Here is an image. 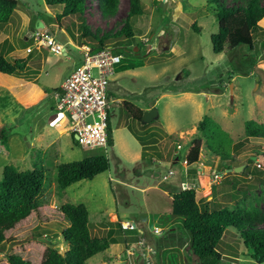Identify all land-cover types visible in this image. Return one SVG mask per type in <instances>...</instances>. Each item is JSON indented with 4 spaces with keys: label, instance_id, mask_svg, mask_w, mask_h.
I'll return each mask as SVG.
<instances>
[{
    "label": "rangeland",
    "instance_id": "obj_1",
    "mask_svg": "<svg viewBox=\"0 0 264 264\" xmlns=\"http://www.w3.org/2000/svg\"><path fill=\"white\" fill-rule=\"evenodd\" d=\"M118 1L116 14L109 17L102 16L98 0H88L85 16L92 31L121 26L130 5L129 0ZM140 3L143 13L130 18L134 36L108 43L120 47L123 56L109 87L108 123L113 138L106 153L109 169L92 180L72 184L61 196L56 166L93 152L76 144L65 131L67 125L57 122L60 116L52 91L80 64L76 46L97 43L90 38L74 42L55 23L61 8L48 7L44 0H18L11 21L0 27V43L8 39L14 45L7 59L24 58L28 71L37 64L40 67L31 80L0 76V124L8 136L7 143L0 144V181L6 164L19 170L42 169L41 203L85 204L92 234L117 241L85 264H191L189 232L180 219L167 221L164 216L172 210L171 199L162 195L164 189L174 193L194 187L197 200L244 211L255 208L264 215V156L256 152L261 145L264 149V139L248 138L245 132L247 120L264 123V23L253 30V47L241 45L214 53L210 37L218 24L208 0ZM39 12L43 26L35 20ZM194 22L198 31L192 28ZM41 33L65 49L60 52L41 45ZM129 64L134 66L122 69ZM124 102L143 111L155 107L158 117L139 123L127 113ZM205 116L210 123L199 131L198 123ZM195 139L201 140L198 162L189 164L186 158ZM207 139L219 150L229 151L231 143L235 147L231 157L241 170H235L238 166L221 170L222 159L207 148ZM143 146L147 148L144 157ZM249 156L254 158L245 172ZM169 170L174 174L163 179ZM40 231L47 238L40 239L45 245L64 249L63 237L56 234L60 227L49 224ZM224 242L230 246L222 244L226 253L221 264H264L252 258L238 234H226ZM167 247L170 250L163 251ZM18 249V244L1 248L0 264H8L13 251L24 257L35 253L32 247L24 252Z\"/></svg>",
    "mask_w": 264,
    "mask_h": 264
},
{
    "label": "trees",
    "instance_id": "obj_2",
    "mask_svg": "<svg viewBox=\"0 0 264 264\" xmlns=\"http://www.w3.org/2000/svg\"><path fill=\"white\" fill-rule=\"evenodd\" d=\"M208 1L213 4V12L218 24L217 32L210 37L213 52L221 53L227 48L233 49L241 45L253 47V30L264 23V0ZM44 2L48 7L61 8V11L54 16L55 23H58L60 28L66 29L74 42L90 38L93 43L96 41L99 48L112 41L133 37L134 31L130 25V18L144 11L140 0H129V9L119 28L115 24V28L117 27L115 30L92 31L85 16L88 0H44ZM118 2V0H98L102 16L113 17L117 12ZM17 6L18 0H0V27L11 21ZM42 15L41 12L35 13L37 24V19H41ZM192 28L195 31L199 30L195 22ZM100 31L102 34L97 37L96 33ZM13 50L14 45L8 39L0 43V72L4 73L0 76L5 77V74H9L31 80L34 79L33 76L39 75V64L37 68H31L28 71L26 61H20V57L10 62L7 55ZM115 52H121V48H116ZM133 66V64L123 65L122 69H129ZM123 106L134 120L143 123L141 121L144 112L142 109L130 102H124ZM209 123L210 118L205 116L198 123L197 129L203 131ZM245 132L248 138L263 140L264 123L247 120ZM107 133L109 146H112V130L109 123ZM73 140L77 142L74 137ZM7 141L8 136L4 124H0V144L5 145ZM208 142L207 139V148L222 159L221 170H234L240 165L231 157V152L235 149L231 143L229 151H225L216 149ZM262 147L261 145L256 152L264 156ZM200 149L201 140L195 139L187 155V163L198 162ZM92 152L81 160L60 163L56 166L57 191L60 196L70 185L81 180H92L109 169L107 154L98 150ZM146 153L147 148H144L142 156H146ZM253 158L249 156L246 160L248 163H246L245 172ZM44 180L45 174L42 169L19 170L13 164H6L3 168L0 181V249L6 244H18V250L21 252L28 247L35 250V253L28 257H24L20 252L18 254L14 251L9 253L8 264H85L89 258L105 251L112 243L117 242L114 239L108 240L92 234L89 210L85 204L65 202L57 207L41 203L40 196L44 192ZM172 196V210L164 216L167 219H180L183 228L189 232L188 246L193 255L191 264H221L223 254L226 253L225 249L222 252L221 246L222 244L230 246L224 242V237L226 234L235 233L249 250L252 258L259 263L264 262V215L259 210L255 208L246 211L240 208L231 209L211 200H197L194 187L180 188ZM49 224L60 227L59 233L56 234L63 237L64 249L56 245H45L40 240L42 238V240H47L40 229ZM165 226L163 224L160 227ZM231 229L235 230L231 231ZM228 249L233 251V247Z\"/></svg>",
    "mask_w": 264,
    "mask_h": 264
},
{
    "label": "built area",
    "instance_id": "obj_3",
    "mask_svg": "<svg viewBox=\"0 0 264 264\" xmlns=\"http://www.w3.org/2000/svg\"><path fill=\"white\" fill-rule=\"evenodd\" d=\"M39 34L35 33L36 36ZM40 39V44L50 49L60 52L65 49L54 44L53 37L48 34L41 33ZM76 47L81 57L80 64L53 92L56 111L70 135L78 136L76 141L81 148L107 153L110 148L107 133L111 101L109 87L123 56L115 52L117 47L112 44L99 48L82 43ZM171 174L174 170H169L163 179Z\"/></svg>",
    "mask_w": 264,
    "mask_h": 264
},
{
    "label": "water",
    "instance_id": "obj_4",
    "mask_svg": "<svg viewBox=\"0 0 264 264\" xmlns=\"http://www.w3.org/2000/svg\"><path fill=\"white\" fill-rule=\"evenodd\" d=\"M38 22L40 23V26H43V24L40 22V19H38ZM23 60H24V58H20V61H23ZM157 117H158L157 109L155 107H151V108H149L143 112L141 121L143 123H148ZM74 138L77 139L78 136L74 135ZM241 168H242L241 166H238L235 168V170L239 171V170H241Z\"/></svg>",
    "mask_w": 264,
    "mask_h": 264
},
{
    "label": "crops",
    "instance_id": "obj_5",
    "mask_svg": "<svg viewBox=\"0 0 264 264\" xmlns=\"http://www.w3.org/2000/svg\"><path fill=\"white\" fill-rule=\"evenodd\" d=\"M4 40V39H3ZM80 59H81V57H80V55H79V58H78V60L80 61ZM72 61H75L74 59H72ZM0 74H4V73H1L0 72ZM6 76H8L7 78L8 79H12V80H18V79H21L20 77H16V76H13V75H9V74H5ZM6 76H5V78H6ZM66 76H68L67 74L63 77V79L66 77ZM62 79V80H63ZM62 82V81H61ZM61 82H60V84H61ZM60 86V85H59ZM58 89V88H57ZM55 90V89H54ZM53 90V91H54ZM53 91H52V94H53ZM45 93V92H44ZM147 109H149V108H147ZM57 122H61V120L59 121V118H58V120H57ZM65 131H67L68 132V130L65 128ZM69 135H70V133H69ZM71 137H72V139H73V136L72 135H70ZM79 182V181H78ZM78 182H76L75 184H78ZM71 186V185H70ZM68 188V187H67ZM66 188V189H67ZM144 189V188H143ZM162 192V195L164 196V197H167V198H169V199H171V202H172V193H173V191L171 192V191H169L168 189H164L163 191H161ZM172 219L171 218H168L167 219V221H171ZM123 221H126V220H123ZM158 229H162L161 227H158L157 228V230ZM167 248H169V247H167ZM166 249V248H165ZM165 249H163V251H166ZM188 249H190L189 248V246H188Z\"/></svg>",
    "mask_w": 264,
    "mask_h": 264
},
{
    "label": "clouds",
    "instance_id": "obj_6",
    "mask_svg": "<svg viewBox=\"0 0 264 264\" xmlns=\"http://www.w3.org/2000/svg\"><path fill=\"white\" fill-rule=\"evenodd\" d=\"M74 137V136H73ZM164 176V175H163ZM163 178V177H162ZM166 180V179H165ZM125 228V227H124Z\"/></svg>",
    "mask_w": 264,
    "mask_h": 264
}]
</instances>
